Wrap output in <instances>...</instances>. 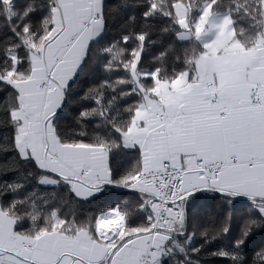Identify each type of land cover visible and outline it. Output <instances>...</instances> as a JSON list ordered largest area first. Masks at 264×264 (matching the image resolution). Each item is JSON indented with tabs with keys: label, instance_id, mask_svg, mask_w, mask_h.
<instances>
[{
	"label": "snow or ice",
	"instance_id": "obj_1",
	"mask_svg": "<svg viewBox=\"0 0 264 264\" xmlns=\"http://www.w3.org/2000/svg\"><path fill=\"white\" fill-rule=\"evenodd\" d=\"M0 128V264H264V0H0Z\"/></svg>",
	"mask_w": 264,
	"mask_h": 264
},
{
	"label": "trees",
	"instance_id": "obj_2",
	"mask_svg": "<svg viewBox=\"0 0 264 264\" xmlns=\"http://www.w3.org/2000/svg\"><path fill=\"white\" fill-rule=\"evenodd\" d=\"M157 50L156 49H153L152 50V54H155ZM148 60H151V54L148 56L147 58ZM147 66V65H146ZM5 129L3 128H0V143H3V139H4V134H5ZM8 159V156H4V155H0V161H3V160H7ZM8 179H12V174L9 173L8 176L6 177ZM33 185H29V189L32 187ZM45 189H41V191H44ZM64 196V190L61 189L58 193V198L59 197H63ZM82 208H87V206H82ZM261 239H264V237L258 235L257 237H255L253 239V242H252V246L255 247L256 245H258L261 241ZM196 243H199V241H196ZM217 246H219V242L217 244H213L211 245L209 248H208V251H212L214 248H216ZM193 259H197V257H193ZM201 259V264H227V261H225L223 258H205V257H202L200 258Z\"/></svg>",
	"mask_w": 264,
	"mask_h": 264
}]
</instances>
